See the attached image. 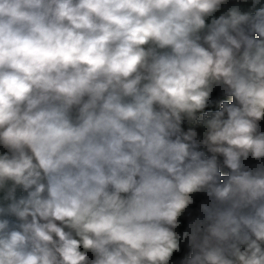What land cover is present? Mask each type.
<instances>
[{
    "label": "clouds",
    "instance_id": "clouds-1",
    "mask_svg": "<svg viewBox=\"0 0 264 264\" xmlns=\"http://www.w3.org/2000/svg\"><path fill=\"white\" fill-rule=\"evenodd\" d=\"M0 264H264V0H0Z\"/></svg>",
    "mask_w": 264,
    "mask_h": 264
},
{
    "label": "trees",
    "instance_id": "trees-1",
    "mask_svg": "<svg viewBox=\"0 0 264 264\" xmlns=\"http://www.w3.org/2000/svg\"><path fill=\"white\" fill-rule=\"evenodd\" d=\"M183 253L180 254H174V259H176L178 256L182 255Z\"/></svg>",
    "mask_w": 264,
    "mask_h": 264
}]
</instances>
